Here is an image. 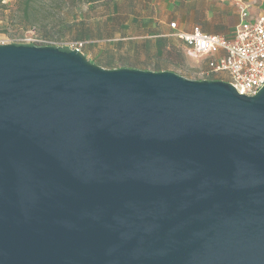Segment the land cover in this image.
<instances>
[{"label": "water", "instance_id": "1", "mask_svg": "<svg viewBox=\"0 0 264 264\" xmlns=\"http://www.w3.org/2000/svg\"><path fill=\"white\" fill-rule=\"evenodd\" d=\"M0 264H264V85L0 44Z\"/></svg>", "mask_w": 264, "mask_h": 264}, {"label": "rangeland", "instance_id": "2", "mask_svg": "<svg viewBox=\"0 0 264 264\" xmlns=\"http://www.w3.org/2000/svg\"><path fill=\"white\" fill-rule=\"evenodd\" d=\"M107 0H5L0 4V44L36 45L37 40L70 50L80 32L98 27ZM28 26V27H26ZM169 69L186 79L201 80L197 58L175 51ZM181 55V57L179 56ZM91 59V58H90ZM149 70L152 67H145Z\"/></svg>", "mask_w": 264, "mask_h": 264}, {"label": "crops", "instance_id": "3", "mask_svg": "<svg viewBox=\"0 0 264 264\" xmlns=\"http://www.w3.org/2000/svg\"><path fill=\"white\" fill-rule=\"evenodd\" d=\"M241 9H246L251 18L260 16L264 13V0H136L132 10L137 14L138 28L131 29L123 40L134 38L139 40V47H142L144 42L154 44L160 36L172 38L175 31L187 32L196 26L208 34H219L230 39L239 24ZM172 22L176 24L175 28L170 27ZM120 36L113 35L111 41ZM182 50L186 53L187 49L182 47ZM221 54L218 52L216 56ZM84 56L90 61L93 57L91 54ZM196 60L200 62L202 70L206 69L207 56ZM212 78L227 82L228 74L218 72Z\"/></svg>", "mask_w": 264, "mask_h": 264}, {"label": "built area", "instance_id": "4", "mask_svg": "<svg viewBox=\"0 0 264 264\" xmlns=\"http://www.w3.org/2000/svg\"><path fill=\"white\" fill-rule=\"evenodd\" d=\"M231 38L208 34L194 27L191 31H175L187 47L186 53L194 58L208 57L206 69L201 70L202 79H211L218 72H226L228 81L236 92L244 96L256 94L264 85V13L251 18L246 9L239 13ZM171 28L176 24L172 22ZM37 46H51L38 39ZM81 43H70V49L80 51ZM218 52L223 54L217 55Z\"/></svg>", "mask_w": 264, "mask_h": 264}, {"label": "trees", "instance_id": "5", "mask_svg": "<svg viewBox=\"0 0 264 264\" xmlns=\"http://www.w3.org/2000/svg\"><path fill=\"white\" fill-rule=\"evenodd\" d=\"M3 1L5 0H0V4ZM107 1L98 27L93 26V35L87 28L76 35L71 43H81L80 52L83 55L91 54L93 56L91 62L104 68L131 67L144 70L147 69L145 67L151 66V70L155 72L171 71L170 59H176L175 51L181 54L182 47H186L184 42L176 36L172 38L160 36L154 44L144 42L143 46L139 47V40L134 38L123 40L124 37H128L131 29L138 28L137 14L132 10L136 0ZM129 13L133 15L129 16ZM105 15H108L107 18H104ZM117 34L121 35L119 39L111 41L113 35Z\"/></svg>", "mask_w": 264, "mask_h": 264}]
</instances>
